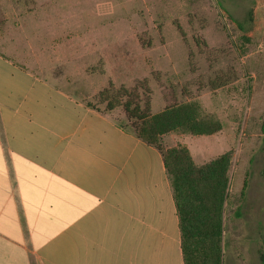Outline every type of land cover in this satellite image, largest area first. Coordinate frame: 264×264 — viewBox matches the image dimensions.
Instances as JSON below:
<instances>
[{"label": "rangeland", "instance_id": "374dc122", "mask_svg": "<svg viewBox=\"0 0 264 264\" xmlns=\"http://www.w3.org/2000/svg\"><path fill=\"white\" fill-rule=\"evenodd\" d=\"M222 7L245 26L256 9L249 39ZM0 53L94 106L110 82L133 89L143 80L152 110L198 103L222 130L173 133L197 165L232 153L221 264H260L264 0H0ZM120 111L113 117L124 125Z\"/></svg>", "mask_w": 264, "mask_h": 264}, {"label": "crops", "instance_id": "0c3cea01", "mask_svg": "<svg viewBox=\"0 0 264 264\" xmlns=\"http://www.w3.org/2000/svg\"><path fill=\"white\" fill-rule=\"evenodd\" d=\"M55 83L0 53V264H185L161 152Z\"/></svg>", "mask_w": 264, "mask_h": 264}, {"label": "trees", "instance_id": "16d2710c", "mask_svg": "<svg viewBox=\"0 0 264 264\" xmlns=\"http://www.w3.org/2000/svg\"><path fill=\"white\" fill-rule=\"evenodd\" d=\"M222 10L247 39L258 28L255 8L248 12L245 20L249 29L223 7ZM150 94L146 80L133 89L125 86L116 88L110 82L96 96L103 108L86 104L104 114L121 110L127 122L121 124L122 127L161 152L179 216L185 264H221L223 210L229 188L232 153L227 152L209 163L197 165L188 147L169 148L162 143V137L173 132L211 136L222 130V124L210 116H202L196 102L176 104L152 114ZM261 132L264 136V121ZM260 264H264V236Z\"/></svg>", "mask_w": 264, "mask_h": 264}]
</instances>
